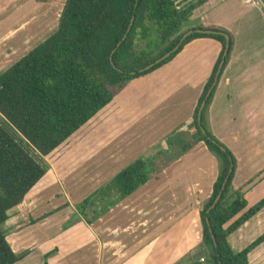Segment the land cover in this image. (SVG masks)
Listing matches in <instances>:
<instances>
[{"label":"crops","instance_id":"obj_1","mask_svg":"<svg viewBox=\"0 0 264 264\" xmlns=\"http://www.w3.org/2000/svg\"><path fill=\"white\" fill-rule=\"evenodd\" d=\"M176 1L183 6L195 0ZM59 2L50 21L41 0H0V73L56 30L65 0ZM196 25L220 27L232 39L207 122L235 158L231 184L243 193L244 212L264 197V3L205 0L185 28ZM220 50L213 38L192 39L171 60L115 92L90 119L96 142L81 145L88 153L77 148L50 163L7 211L6 240L22 254L13 264H210L199 211L218 162L202 141L177 151L193 139L192 115ZM140 156L155 162L149 179L120 199L114 191L96 196L86 212L94 207L97 216L87 223L77 204ZM262 235L264 205L227 242L237 253ZM247 263L264 264V239L249 249Z\"/></svg>","mask_w":264,"mask_h":264},{"label":"trees","instance_id":"obj_2","mask_svg":"<svg viewBox=\"0 0 264 264\" xmlns=\"http://www.w3.org/2000/svg\"><path fill=\"white\" fill-rule=\"evenodd\" d=\"M204 1H189L182 6L176 0H65L56 30L0 73V118L4 122L0 123V264H13L22 256L6 240L3 225L7 211L23 200L47 170L30 150L40 158L48 155L107 105L127 81L155 70L187 42L202 37L220 42L221 50L192 115L193 139L177 152L202 141L218 162L211 194L199 211L209 261L248 264L247 252L264 235L237 253L231 250L227 235L264 205V197L242 212L246 200L231 184L235 158L208 126L207 109L219 78L215 73L225 49L224 34L229 39L221 71L228 61L232 39L220 27L185 28L193 9ZM189 29L192 33L167 58L140 71L175 47ZM204 99L198 122V109ZM154 171V161L136 158L79 202L77 210L87 223L92 222L98 211L94 207L89 213L86 210L96 196L104 198L114 191L116 199L123 198L144 184ZM102 212L104 209H99V215Z\"/></svg>","mask_w":264,"mask_h":264},{"label":"rangeland","instance_id":"obj_3","mask_svg":"<svg viewBox=\"0 0 264 264\" xmlns=\"http://www.w3.org/2000/svg\"><path fill=\"white\" fill-rule=\"evenodd\" d=\"M41 2H44L45 5L44 6H41V9L44 8L46 9V12L48 11V13H50L49 15V19L51 21L52 19V16L53 14H51L53 12V10H58L59 8V5H60V2L59 0H54V1H51V0H41ZM99 112V111H98ZM96 113L93 115L95 116ZM92 116V117H93ZM91 117V118H92ZM90 118V119H91ZM90 119L85 122L83 125H85L84 128H82L80 131L78 132H75V134H72L70 137H68L64 142H62L59 146H57L52 152H50L48 155L44 156V157H39L38 155H35L34 153H32V150H30L31 154L35 156V158L37 159H40V161L43 163V165L45 167L48 168L49 164L51 163L52 166L54 165V163H57L60 161V159L64 158V156L68 153L69 154H72L74 153V151L77 149V148H80L81 150V145H84L86 142H88V140L91 138L93 139V143H95L96 141L94 140L93 138V133L92 131L94 130V128L97 126V125H91L93 124V120L90 121ZM89 122V123H88ZM0 123L4 124V122L1 120L0 118ZM82 125V126H83ZM87 127V128H86ZM88 132V136H87V133ZM90 133V134H89ZM17 138V137H16ZM24 143V142H23ZM90 150V149H89ZM89 150H81V154L82 152L84 153V155H86L88 153ZM70 152V153H69ZM80 154V153H79ZM82 157V156H80ZM89 195V194H88ZM87 195V196H88ZM207 256L209 257V250H208V254ZM207 258V257H206ZM210 262V261H209ZM211 264V262H210Z\"/></svg>","mask_w":264,"mask_h":264},{"label":"water","instance_id":"obj_4","mask_svg":"<svg viewBox=\"0 0 264 264\" xmlns=\"http://www.w3.org/2000/svg\"><path fill=\"white\" fill-rule=\"evenodd\" d=\"M192 29H189L188 31H186L182 37L180 38L179 42L175 45V47H173L170 51L166 52L164 55H162L161 57L157 58L156 60H154L153 62L147 64L146 66H144L143 68L140 69V71H143V70H147L149 69L150 67H152L154 64L160 62L161 60L167 58L173 51H175L178 46L180 45V43L185 39L186 36H188L190 33H192ZM196 31L198 32H202L204 30H201V29H196ZM224 34V33H223ZM225 36V39H226V43H225V49H224V52H223V56L221 58V61L219 62L218 64V67H217V70H216V73H215V78L218 77L220 71H221V67L223 65V62H224V56L226 54V49H227V46H228V39H229V36L227 34H224ZM126 37V34L123 36L122 39H124ZM120 44V42L118 43V45ZM209 92H207V95L205 96V98L209 95ZM205 105V99L201 102L200 106H199V109H198V113H197V120L198 122H200V119H201V112H202V109ZM231 170V167L229 168V171ZM226 180V179H225ZM220 194L217 195V197L215 198L214 200V203L218 200ZM213 203V204H214ZM213 204L210 206V208L213 206Z\"/></svg>","mask_w":264,"mask_h":264},{"label":"built area","instance_id":"obj_5","mask_svg":"<svg viewBox=\"0 0 264 264\" xmlns=\"http://www.w3.org/2000/svg\"><path fill=\"white\" fill-rule=\"evenodd\" d=\"M244 1H245V3H248V2L258 3L259 2V0H244Z\"/></svg>","mask_w":264,"mask_h":264}]
</instances>
